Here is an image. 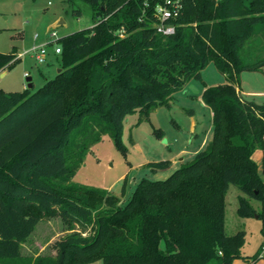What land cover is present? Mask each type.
<instances>
[{
	"label": "trees",
	"instance_id": "trees-1",
	"mask_svg": "<svg viewBox=\"0 0 264 264\" xmlns=\"http://www.w3.org/2000/svg\"><path fill=\"white\" fill-rule=\"evenodd\" d=\"M81 1L93 25L59 38L61 72L35 90L0 88V264H19L37 224L53 216L66 234L53 255L27 264H231L239 256L253 264L264 257V241L251 259L243 256L245 231L229 235L224 217L233 184L246 194L239 211L258 215L264 227V182L253 158L263 151L264 172V103L239 84L242 71L264 66V0H185L169 35L157 32L146 0ZM19 59L15 50L0 51V73ZM210 62L225 82L203 81L213 131L192 159L164 179L143 177L124 203L126 182L116 195L73 181L103 135L121 146L127 115L169 106ZM171 164L145 166L157 172Z\"/></svg>",
	"mask_w": 264,
	"mask_h": 264
},
{
	"label": "rangeland",
	"instance_id": "rangeland-1",
	"mask_svg": "<svg viewBox=\"0 0 264 264\" xmlns=\"http://www.w3.org/2000/svg\"><path fill=\"white\" fill-rule=\"evenodd\" d=\"M78 8L82 10L81 14H75L74 10ZM92 25L91 7L81 0H0V51L15 50L18 54L29 50L34 44L54 41L50 33H57V39L48 45L51 51L49 63L40 65L32 53H26L12 67L0 73V88L21 91L28 85V76L32 77L33 90L42 86L45 78L53 77L57 71L55 48L59 45V38ZM36 34L37 39L34 38ZM260 36L261 30L258 28L254 40ZM25 72H28V76ZM2 73L5 75L2 76ZM203 81L211 86L225 82V77L210 62L202 71V80L193 78L186 82L169 106L158 107L143 118H140L139 111L127 115L121 146L109 134L103 135L85 156L73 181L104 188L116 195H121V187L126 182V192L121 195L124 203L143 177L164 179L177 168L173 165L152 172L144 166L146 162L171 159L173 163H179L191 156L193 158L202 149L203 140L211 137L213 129L212 110L202 99ZM239 84L244 95H254L257 102L264 103V66L242 71ZM250 90L259 93L252 94ZM181 151H184L181 156L186 158L178 162L176 154ZM253 157L264 182L262 151L257 149ZM240 196L246 194L231 184L225 195V230L229 235L245 231L242 255L251 259L264 241V227L256 215H244L239 211ZM249 199L251 205L257 210L261 209L260 201ZM66 226L59 216L40 220L23 244L24 258L19 260V264H27L37 255H53V244L66 234ZM244 262V258L239 256L231 264ZM85 264H103V261L96 259ZM253 264H264V257L256 258Z\"/></svg>",
	"mask_w": 264,
	"mask_h": 264
},
{
	"label": "built area",
	"instance_id": "built-area-1",
	"mask_svg": "<svg viewBox=\"0 0 264 264\" xmlns=\"http://www.w3.org/2000/svg\"><path fill=\"white\" fill-rule=\"evenodd\" d=\"M219 1V0H218ZM185 0H146L144 5L147 9H151L152 15L156 19L154 21V27L157 32L163 35H169L175 32L176 25L173 22L177 19L183 11ZM119 36L123 37L125 35V29L121 28L117 31ZM38 35H35V39ZM50 37L57 39L56 31L50 33ZM54 41H49L41 44H34L29 50L20 52L17 57L21 58L26 53H32L38 62V64H44L48 62L49 50L48 45ZM60 44L55 48V53H59ZM28 76V72L25 73Z\"/></svg>",
	"mask_w": 264,
	"mask_h": 264
},
{
	"label": "crops",
	"instance_id": "crops-1",
	"mask_svg": "<svg viewBox=\"0 0 264 264\" xmlns=\"http://www.w3.org/2000/svg\"><path fill=\"white\" fill-rule=\"evenodd\" d=\"M37 38H38V37H37ZM37 38H36V39H37ZM50 58H51V51L49 50L48 61L50 60ZM55 68L57 69V67H55ZM25 73H27V72H25ZM3 75H5V73H4ZM24 87H25V86H24ZM241 92H242V89H241ZM249 93L255 94V93H259V92H258V91H252V90H250ZM242 94H243V92H242ZM212 116H213V113H212ZM193 127H195V125H194ZM212 131H213V129H212ZM211 137H212V134H211ZM211 137L209 138V136H207V137L203 140V143H202V149L205 147V145H206L207 142L211 139ZM256 150H257V149H256ZM256 150H255V151H256ZM260 150H261V149H260ZM199 151H200V150H199ZM255 151H254V152H255ZM261 151H262V150H261ZM183 152H184V151H181V152H179V153L176 154V157H177L176 160H178V162L181 161L183 158H186V157H182V156H181V153H183ZM196 153H197V152H196ZM196 153H195V154H196ZM195 154H194V156H195ZM192 155H193V154H192ZM253 155H254V153H253ZM194 156H193V157H194ZM253 158H254V157H253ZM190 159H192V156H191L188 160H190ZM262 159H263V151H262ZM170 160H171V159H170ZM254 160L256 161L255 158H254ZM171 161H172V160H171ZM148 162H150V161H148ZM148 162H146V163H148ZM256 162H257V161H256ZM180 163H181V162H179V163H173V161H172V164H171L170 167H172V166L174 165V166H176V167L178 168V167L180 166ZM144 166H145V164H144ZM157 172H158V171H157ZM121 189H122V187H121ZM132 193H133V192H132ZM131 195H132V194H131ZM129 197H130V196H129ZM128 199H129V198H128ZM128 199H127V200H128ZM127 200H126V201H127ZM126 201H125V202H126ZM122 203H123V202H122Z\"/></svg>",
	"mask_w": 264,
	"mask_h": 264
},
{
	"label": "water",
	"instance_id": "water-1",
	"mask_svg": "<svg viewBox=\"0 0 264 264\" xmlns=\"http://www.w3.org/2000/svg\"><path fill=\"white\" fill-rule=\"evenodd\" d=\"M57 72H61V68H57ZM3 74L4 73H2V76H3ZM27 82H28L27 87L32 88L33 87V82H32V77L31 76L27 77ZM256 216L258 217V215H256Z\"/></svg>",
	"mask_w": 264,
	"mask_h": 264
}]
</instances>
